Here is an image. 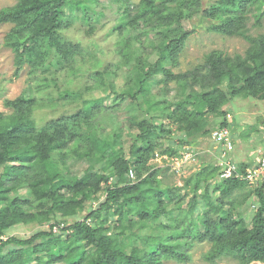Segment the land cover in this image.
I'll use <instances>...</instances> for the list:
<instances>
[{
  "label": "trees",
  "instance_id": "16d2710c",
  "mask_svg": "<svg viewBox=\"0 0 264 264\" xmlns=\"http://www.w3.org/2000/svg\"><path fill=\"white\" fill-rule=\"evenodd\" d=\"M85 1L17 0L0 10V23L13 24L5 45L15 54L16 75L28 64L32 75L43 72L44 81L57 86L55 76L49 79L47 73L56 65L52 59L60 56L61 69L76 72L82 49L61 34L60 24L78 11L87 13ZM110 1L122 10L123 23L115 29L125 37L118 48L124 62L103 69L113 75L107 93L111 103L102 96L83 114L73 111L38 125L32 94L4 100L13 112L0 113V264H162V257L186 261L190 255L184 246L195 239L210 241L208 260L232 255L238 264L264 263V185L250 186L234 177L218 179L217 167L210 172L201 167L183 187H163L157 178L161 169L151 163L157 153L180 156L183 146L201 137L211 139L217 129L231 125L228 108L238 96L264 99V32L251 31L262 24L264 0H213L204 10L197 9L194 0ZM238 2H246L241 10L234 7ZM250 5L258 6L252 27L247 25ZM199 13L217 20L210 25L212 30L243 37L249 46L244 54L235 55L212 50L204 63L176 72L193 32L184 21L192 22ZM130 48L132 60L125 57ZM162 83L165 93L155 101L158 109H145V92L157 91ZM91 88L86 85L85 91ZM57 93L65 100L82 97L84 91L59 87ZM105 113L125 115L112 132L100 125ZM209 114L218 121L209 123ZM80 149H86L83 156ZM70 153L86 165L80 175L68 174L74 173L67 165ZM248 165L242 163L240 169ZM10 168H25L27 174L16 178ZM205 174L204 181L214 182L212 192L204 191ZM46 184V192L37 194L36 189ZM104 190V201L83 220L67 223ZM237 191L242 193L237 196ZM250 198L257 203L248 223L240 207ZM187 199L186 210L176 208ZM110 218L113 227L107 226ZM150 221L166 234L143 237ZM23 222L49 228L27 238L5 237L7 230ZM114 228L121 242L132 236L135 244L120 247L110 235ZM138 240L144 245L136 244Z\"/></svg>",
  "mask_w": 264,
  "mask_h": 264
},
{
  "label": "rangeland",
  "instance_id": "374dc122",
  "mask_svg": "<svg viewBox=\"0 0 264 264\" xmlns=\"http://www.w3.org/2000/svg\"><path fill=\"white\" fill-rule=\"evenodd\" d=\"M132 1L137 2L138 0ZM16 2L17 0H0V10L8 6H13ZM96 2L86 0L85 4L89 7L87 13L78 11L75 17L66 18L60 24L61 34L71 42L78 44L82 50L77 55L74 64V69H76L74 73L77 75L71 69H61L62 58L64 57L60 56L52 59L56 65L52 66L51 73L48 72L47 77L50 79L55 76V79L58 81L57 86L56 84L45 82L43 72L39 71L35 75H32L28 64H24L19 74L16 75L15 54L10 47L5 45L6 35L13 24L0 23V113L3 115L11 114L13 108L7 107L4 104V100L15 99L25 92L32 94L35 98L36 105L33 110V117L38 125L44 124L51 118L73 111H79L80 114H83L86 107L92 105L97 98L102 96L107 98L106 103H111L109 98L111 93H107L109 90V81L113 75L110 70L109 72H105L103 69L105 70L109 63H114V65L110 66L112 69L116 64L123 63L125 60L124 56H121L118 52V48L125 44V37L120 35L119 30L115 29L118 24L123 23L121 20L122 10L117 2L112 3L110 0H96ZM212 2L213 0H194L195 7L199 10H204ZM245 4L246 2H238L234 7L237 10H241ZM250 6L252 9L248 13L249 19L247 25L252 27V24L255 22L254 15L258 13V6ZM179 15L181 16L182 14ZM190 22L188 20L184 21L185 27L192 28L193 32L187 39L184 49L179 56L180 64L174 67V71L176 72L186 71L204 63L205 55L212 50H221L225 54L235 55L244 54L249 46V43L243 37L227 35L212 30L210 25L213 22H217L216 19L206 18L199 13L192 19V25ZM251 31L253 34L264 32V18L262 19V24L258 27H253ZM125 55L126 58L132 60L134 58L133 48L127 49ZM69 78H71L70 82L67 81ZM86 85L91 86V90L85 91ZM175 85V82L169 83L171 88H175ZM163 86L162 83L157 87V91L149 92L147 90L145 92L146 94L142 99V106L145 109H149L150 107H153V110L154 108L158 109L155 101L161 98L162 93H165ZM59 87L63 89L83 90L84 93L82 97H69L62 100L57 93ZM228 109L233 119L231 126L235 145L233 159L241 164L256 159L264 144V99L260 100L253 97L238 96L230 103ZM115 115L109 113L103 114L100 117L101 127L103 129L105 128L108 132L114 131L118 127L119 117L122 118L125 116L124 114ZM207 118L209 123L218 121V118H215L212 114H209ZM128 129L129 122L126 119L125 131L127 132ZM175 135L177 136L178 134L175 133ZM242 135H244V138L241 137ZM190 145L187 151L194 154L196 152L195 157L179 160L175 156L169 157L166 160L155 156L151 160L155 168L161 169L157 178L162 180L163 187H183L186 178H189V176L201 167H206L209 172L212 167H215L217 150L212 138L201 137L191 142ZM85 150L80 149L78 153L83 156ZM72 156L70 153L67 165H69L70 170L74 173L68 172V174L77 176L84 171L86 165L82 160H76ZM9 172L16 178L24 177L27 174L25 168H10ZM206 174L202 176V181L205 180ZM47 186L48 184L37 188L36 193L41 194L42 192H46ZM213 187L214 182L212 180L204 181V191L212 192ZM240 193L242 191H237L236 195L239 196ZM105 197L106 191L104 190L98 196L92 198L91 201L87 202V205L78 215L70 217L67 223L70 224L76 220H83L90 212V209L97 207L100 202L104 201ZM188 198L190 199V197ZM189 199L179 206L175 205L176 208L186 210ZM256 203L254 198H250L249 201L240 207L248 223H250L254 215ZM199 204L203 205V201L200 200ZM60 221L63 222L65 219H60ZM114 223V220L110 218L107 226L111 225L113 227ZM159 226L151 221L148 222V229L141 232L142 236L166 234L167 231H164ZM46 228H49V225L23 222L7 230L5 237L15 235L19 238H27L31 237L38 230ZM200 228L202 231L204 230L202 225H200ZM135 230L140 232L139 229ZM118 232L119 230L114 228L110 231V235L120 247L135 244V242H132V236L126 242H121L117 235ZM137 242L136 244L140 246L144 245L143 240H138ZM36 248L39 250V253H43L40 244H37ZM210 248V241L195 239L188 248L184 246V251L190 255L189 260L177 261L173 258L162 257V264H238L239 260L232 255L217 258L215 261L208 260L205 254ZM7 249L8 247L5 250L7 251ZM251 264L264 263L256 261Z\"/></svg>",
  "mask_w": 264,
  "mask_h": 264
},
{
  "label": "built area",
  "instance_id": "2783aa9c",
  "mask_svg": "<svg viewBox=\"0 0 264 264\" xmlns=\"http://www.w3.org/2000/svg\"><path fill=\"white\" fill-rule=\"evenodd\" d=\"M229 119L232 118L230 113L227 114ZM232 123L229 126H225L217 129L212 136L214 144L216 145L217 157L215 167L219 169L218 179L237 178L242 181H246L250 186H262L264 185V144L259 151V155L256 159L249 161L250 165L243 170L240 169L241 163L236 162L233 159L234 153V137L232 134ZM189 146H183V150L180 152L179 160L188 159L189 157H195L194 153H190ZM156 157L161 159H168L169 156L156 154ZM132 179L135 178L133 170L129 173Z\"/></svg>",
  "mask_w": 264,
  "mask_h": 264
}]
</instances>
